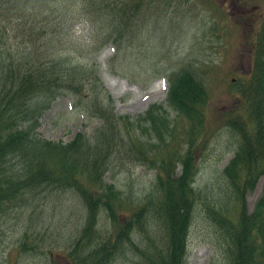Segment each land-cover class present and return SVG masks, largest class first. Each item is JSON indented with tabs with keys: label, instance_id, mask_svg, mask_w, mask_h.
I'll return each mask as SVG.
<instances>
[{
	"label": "trees",
	"instance_id": "obj_1",
	"mask_svg": "<svg viewBox=\"0 0 264 264\" xmlns=\"http://www.w3.org/2000/svg\"><path fill=\"white\" fill-rule=\"evenodd\" d=\"M200 2L214 4V0H0V218L9 208H20L40 195L72 190L84 203L86 217L69 243L65 256L69 264H111L115 255L127 253L137 255L141 264H187L193 211L202 203L221 231L228 264H264V182L251 212L245 202L246 192L264 176V5L246 11L254 29L243 43L251 54L249 69L234 71L233 80L222 79L234 98L223 125L238 136L222 170L228 207L225 199L196 185L198 159L213 132L208 78L217 74L216 66L188 60L166 70V104H152L134 117L115 112L97 65L84 55L112 42L115 57H120L135 49L153 14H188ZM17 17L21 22L12 24ZM79 18L90 32V41L82 45L74 44L70 34ZM163 60L169 59L159 61ZM109 71L123 75L112 61ZM64 95L86 118H100L92 134L80 131L68 141L38 134L40 118ZM125 158L155 170L147 188L135 196L104 180L105 173L116 162L125 163ZM101 213L110 224L104 231L98 227ZM155 224L163 229V243L150 235ZM38 243L28 227L18 251H35Z\"/></svg>",
	"mask_w": 264,
	"mask_h": 264
},
{
	"label": "rangeland",
	"instance_id": "obj_2",
	"mask_svg": "<svg viewBox=\"0 0 264 264\" xmlns=\"http://www.w3.org/2000/svg\"><path fill=\"white\" fill-rule=\"evenodd\" d=\"M259 4H263V0H214L213 5L200 2L188 14L185 11L177 13L178 16L157 12L153 14L148 31L136 42L133 40L135 49L129 48L120 57H115V44L110 42L97 52L84 54L97 65L100 81L114 100L115 112L134 117L144 114L152 104H166V70L169 73L188 60H194L198 65L206 61L216 66L217 74H211V80L208 78L212 87L209 117L213 132L198 159L196 185L225 199L223 204L227 207L231 202L222 170L233 156L238 140L237 134L223 125L224 112L232 106L234 99L227 92V81L247 69L248 53L243 43L248 42L251 36L248 30L251 20L247 18L246 11L251 9L255 12ZM17 22H21V17L11 21L12 24ZM76 24L78 28L70 33L72 42L86 44L90 41L89 35L86 36L87 25L82 18L76 20ZM17 28L22 29L21 25ZM71 48L79 53L75 47ZM162 57L169 59L167 63L159 61ZM110 61L121 74H128L126 76L135 81L111 74ZM111 77L117 79L112 81ZM223 77H227V81H223ZM100 123V118L90 120L78 112L73 107L72 98L64 95L55 99L45 111L37 132L43 138L68 141L80 131L92 134ZM124 161L116 162L115 168L105 173L104 180L114 182L135 196L147 188L155 170L138 160L125 158ZM180 170L177 163L176 171ZM262 184L263 177H259L255 187L246 192L248 212L254 209ZM19 207L9 208L0 218V264H69L65 257L69 243L86 217V207L81 198L72 190L53 192L45 197H35ZM100 215L98 227L104 231L110 224L103 213ZM28 227L34 242H39L40 247L19 253L17 244ZM151 227V237L163 243L162 227L157 224ZM228 260L221 231L206 216L203 204L197 203L188 235L187 264H228ZM111 264H141V259L130 253L119 254L114 256Z\"/></svg>",
	"mask_w": 264,
	"mask_h": 264
},
{
	"label": "bare ground",
	"instance_id": "obj_3",
	"mask_svg": "<svg viewBox=\"0 0 264 264\" xmlns=\"http://www.w3.org/2000/svg\"><path fill=\"white\" fill-rule=\"evenodd\" d=\"M112 81H115L117 78L116 77H111ZM165 90V87L163 88V91Z\"/></svg>",
	"mask_w": 264,
	"mask_h": 264
}]
</instances>
